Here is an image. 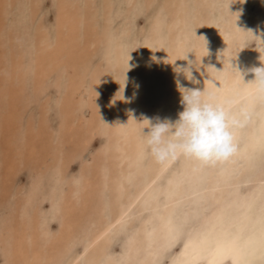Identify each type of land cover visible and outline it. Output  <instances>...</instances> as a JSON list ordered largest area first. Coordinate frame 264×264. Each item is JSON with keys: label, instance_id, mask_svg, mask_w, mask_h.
Masks as SVG:
<instances>
[{"label": "bare ground", "instance_id": "obj_1", "mask_svg": "<svg viewBox=\"0 0 264 264\" xmlns=\"http://www.w3.org/2000/svg\"><path fill=\"white\" fill-rule=\"evenodd\" d=\"M248 30L264 39V0H0L1 264H264ZM187 55L184 86L249 114L226 162L161 164L144 144L145 117L183 110Z\"/></svg>", "mask_w": 264, "mask_h": 264}, {"label": "clouds", "instance_id": "obj_2", "mask_svg": "<svg viewBox=\"0 0 264 264\" xmlns=\"http://www.w3.org/2000/svg\"><path fill=\"white\" fill-rule=\"evenodd\" d=\"M247 32H251L259 41H264L261 36L254 35L252 30ZM182 60L188 61L187 66L174 64L173 71L177 77L175 82L181 94L180 104L183 110L178 112V119L175 121L160 117L143 119L148 125L145 128L147 131L143 130L146 149L161 164L178 156L204 165L226 162L238 151L235 132L246 124L249 114L244 109L234 112L231 108L232 100H218L216 93L206 87L201 90L198 87L184 86L179 79L180 75L194 85L199 84L193 69L199 71L200 66L198 67L197 60H188V55ZM259 60L261 66L248 68L245 73L235 68L243 78L246 73L254 74L251 83H255L257 92L264 95V57L260 55Z\"/></svg>", "mask_w": 264, "mask_h": 264}, {"label": "rangeland", "instance_id": "obj_3", "mask_svg": "<svg viewBox=\"0 0 264 264\" xmlns=\"http://www.w3.org/2000/svg\"><path fill=\"white\" fill-rule=\"evenodd\" d=\"M99 141H100V139H99V140L97 139V140L94 141V143H93V149H94V147H97V146H98ZM93 149H92V150H93ZM75 167H76V166H75ZM75 167H74V168H75ZM20 181H21V182H25V183L27 182V176H26V173L21 174V176H20ZM57 225H58L57 222L54 221V222L52 223L51 226H52V228H53L54 230H56V229H57ZM0 264H1V258H0Z\"/></svg>", "mask_w": 264, "mask_h": 264}]
</instances>
